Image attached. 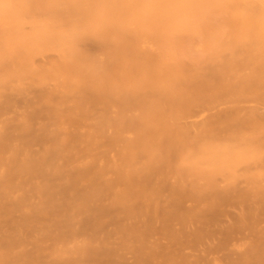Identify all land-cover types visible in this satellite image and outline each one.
<instances>
[{
    "label": "bare ground",
    "instance_id": "6f19581e",
    "mask_svg": "<svg viewBox=\"0 0 264 264\" xmlns=\"http://www.w3.org/2000/svg\"><path fill=\"white\" fill-rule=\"evenodd\" d=\"M0 264H264V0H0Z\"/></svg>",
    "mask_w": 264,
    "mask_h": 264
}]
</instances>
